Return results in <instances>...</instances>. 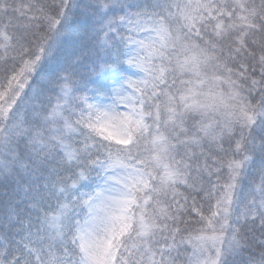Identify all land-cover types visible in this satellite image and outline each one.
<instances>
[{"label":"snow or ice","instance_id":"snow-or-ice-1","mask_svg":"<svg viewBox=\"0 0 264 264\" xmlns=\"http://www.w3.org/2000/svg\"><path fill=\"white\" fill-rule=\"evenodd\" d=\"M0 264H264V0H0Z\"/></svg>","mask_w":264,"mask_h":264}]
</instances>
